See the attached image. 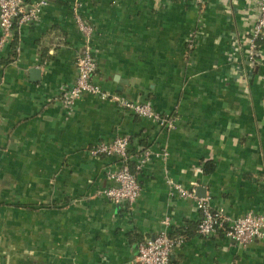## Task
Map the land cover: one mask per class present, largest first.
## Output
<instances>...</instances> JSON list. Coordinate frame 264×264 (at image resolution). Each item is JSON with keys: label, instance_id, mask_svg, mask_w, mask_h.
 Masks as SVG:
<instances>
[{"label": "crops", "instance_id": "obj_1", "mask_svg": "<svg viewBox=\"0 0 264 264\" xmlns=\"http://www.w3.org/2000/svg\"><path fill=\"white\" fill-rule=\"evenodd\" d=\"M257 15V0H47L15 27L0 44V264H138L140 242L163 230L182 236L171 264H264V237L199 236L195 200L168 183L203 187L230 218L264 215V33L248 60ZM85 46L109 98L67 107ZM121 100L149 102L173 127ZM123 135L141 187L131 205L102 194L118 159L90 152ZM145 148L167 156L136 172Z\"/></svg>", "mask_w": 264, "mask_h": 264}, {"label": "built area", "instance_id": "obj_2", "mask_svg": "<svg viewBox=\"0 0 264 264\" xmlns=\"http://www.w3.org/2000/svg\"><path fill=\"white\" fill-rule=\"evenodd\" d=\"M201 4L203 0H193ZM47 0L26 2L25 0H0V44L2 45L11 35L13 29L24 24L34 22ZM258 15L252 29L251 40L248 48V60L255 64L260 57L257 41L264 33V0H257ZM76 10V7H74ZM77 26L86 37L90 35L91 27L85 23L78 13L75 15ZM76 77L74 81L63 87L61 101L71 107L75 100L82 94L96 95L108 99L109 94L93 82L92 77L97 68V63L91 49L85 46L76 56ZM120 105L133 114L147 118L158 126L173 127V118L168 114L159 113L149 102H131L121 100ZM129 137L126 135L114 138L110 142H99L90 152L92 155L113 156L118 159L117 166L107 171V177L112 184L102 190L103 196L113 203L133 204L140 193L141 187L136 174L129 165ZM166 157L165 151H153L145 148L141 151L135 163L134 170L140 171L152 157ZM173 192L181 198H192L196 202L201 215L196 226V233L208 237L225 228V235L240 244H247L256 238L264 237V215L245 213L236 218L226 216L222 210L213 209L206 198L195 194V187L187 189L179 183L168 180ZM182 242L181 236H170L167 230L159 232L153 238L140 242L137 254L138 264H171L170 253L173 247Z\"/></svg>", "mask_w": 264, "mask_h": 264}, {"label": "water", "instance_id": "obj_3", "mask_svg": "<svg viewBox=\"0 0 264 264\" xmlns=\"http://www.w3.org/2000/svg\"><path fill=\"white\" fill-rule=\"evenodd\" d=\"M31 71L38 73V69H35V68H32ZM196 194H197V196L203 197L204 196V188L201 186H198L196 188Z\"/></svg>", "mask_w": 264, "mask_h": 264}, {"label": "trees", "instance_id": "obj_4", "mask_svg": "<svg viewBox=\"0 0 264 264\" xmlns=\"http://www.w3.org/2000/svg\"><path fill=\"white\" fill-rule=\"evenodd\" d=\"M128 163H129V165H130V160H129V162H128ZM196 226H197V225H196ZM224 230H225V228H224ZM169 235H170V236H174V235H173V234H171V233H169ZM178 236H180V235H178ZM181 237H182V236H181Z\"/></svg>", "mask_w": 264, "mask_h": 264}, {"label": "rangeland", "instance_id": "obj_5", "mask_svg": "<svg viewBox=\"0 0 264 264\" xmlns=\"http://www.w3.org/2000/svg\"><path fill=\"white\" fill-rule=\"evenodd\" d=\"M0 238H1V234H0Z\"/></svg>", "mask_w": 264, "mask_h": 264}]
</instances>
